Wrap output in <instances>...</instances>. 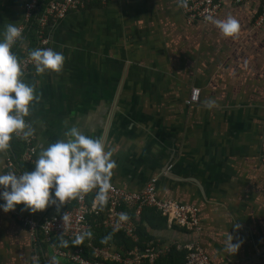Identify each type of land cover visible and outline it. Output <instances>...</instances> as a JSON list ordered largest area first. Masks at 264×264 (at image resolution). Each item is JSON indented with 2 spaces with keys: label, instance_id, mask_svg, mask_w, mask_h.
Returning <instances> with one entry per match:
<instances>
[{
  "label": "crops",
  "instance_id": "0c3cea01",
  "mask_svg": "<svg viewBox=\"0 0 264 264\" xmlns=\"http://www.w3.org/2000/svg\"><path fill=\"white\" fill-rule=\"evenodd\" d=\"M24 1L0 0V40L6 24L21 22ZM257 6V0H223L213 17L237 18L235 39L209 21L188 22L178 0H107L50 24V48L65 57L62 73L24 71L25 82L42 93L26 117L35 128V159L42 147L67 139L73 126L100 137L114 150L110 182L136 190L160 175L162 196L200 205L199 233L147 226L152 239L196 240L215 264H264V44L253 24ZM191 87L199 88V98L187 105ZM208 99L217 106L206 108ZM19 142L14 137L0 153V174L15 172L8 158L18 167L12 149ZM23 208H0V264H73L56 254L63 249L58 242L33 243L22 223L57 206ZM229 234L234 244L243 241L234 255L225 247Z\"/></svg>",
  "mask_w": 264,
  "mask_h": 264
},
{
  "label": "built area",
  "instance_id": "2783aa9c",
  "mask_svg": "<svg viewBox=\"0 0 264 264\" xmlns=\"http://www.w3.org/2000/svg\"><path fill=\"white\" fill-rule=\"evenodd\" d=\"M106 1L25 0L21 22L16 25L22 31L23 40L18 41L12 48L13 53L23 61L24 71L30 67H35L28 56L31 50L51 47L48 34L50 24L62 19L70 11L86 8L91 3L104 4ZM234 1L235 3H242L246 0ZM257 1V12L253 24L261 30L264 44V0ZM222 5L223 0H188V7H181V10L188 22H207L206 17L209 15L215 16ZM198 98L199 88L191 87L184 102L189 105L197 102ZM16 139H19L23 145L20 160L33 164L36 152L34 136L28 139ZM259 159L264 164V127L259 139ZM7 165L15 168L17 175L25 172L9 158L7 159ZM110 183L112 188L109 192V200L103 208L98 204L95 207L93 206L95 197L93 192L87 194L83 200L77 199L68 202L61 210L52 212L39 220L23 216L21 218L22 223L26 226L31 241L35 243L41 240L47 244L54 245L53 238L61 237L73 242L77 235H84L88 232L91 228V221H96L112 231L123 233L131 240L133 245L123 250L116 248L110 243L98 246L91 243L89 239L84 242L86 237L84 236L82 243H85V246L90 249L91 259L83 257L79 247L73 249L55 248L56 254L67 258L73 264H104V261H114L121 264H142L144 260L152 262L159 256L165 255L171 246H174L176 249H184L186 251L185 264H215L203 246L196 240L159 242L156 239H149L144 242L142 247L137 244L136 222L129 214L130 212H132L133 216H137L143 207H152L165 217L167 227L177 226L186 232L196 234L201 231L202 224L197 208L194 205L173 198H159L152 187V183H148L139 191L126 190L112 182ZM3 190V188H0V194H2ZM4 203L6 202L0 195V205ZM65 213L69 217L67 224L62 219ZM122 214L126 216L125 219H121ZM32 260H34V257Z\"/></svg>",
  "mask_w": 264,
  "mask_h": 264
},
{
  "label": "clouds",
  "instance_id": "9594fccd",
  "mask_svg": "<svg viewBox=\"0 0 264 264\" xmlns=\"http://www.w3.org/2000/svg\"><path fill=\"white\" fill-rule=\"evenodd\" d=\"M178 6L187 8L188 0H178ZM206 19L214 24L225 37L238 38L241 25L234 16L217 19L209 15ZM0 40V153L10 148L14 137L28 139L35 134V128L26 121L32 114L34 103H38L42 93L37 95L36 86L25 82L23 61L13 53L12 48L23 40L22 31L15 24H6ZM29 59L35 65L36 74L40 75L50 70L62 73L65 57L61 52L51 48H37L28 53ZM206 108L217 106L212 99L203 101ZM67 139L58 140L46 148H41L38 158L33 161L34 171H25L17 175L14 171L0 174V187L4 190L2 198L6 202L5 212L15 210L18 204H23L24 211H43L49 205H56L57 211L72 200H83L87 194L95 192L94 207L107 205L113 170L116 167L112 159L114 150L107 148L100 137L91 138L83 134L76 126L65 132ZM54 190V195H53ZM126 216L121 215V219ZM67 224L69 217H62ZM236 229L242 226L233 225ZM84 236L77 235L74 244L82 243ZM234 237L229 234L226 250L236 254L241 242L233 243ZM61 246L67 247L68 241L61 238ZM54 264H59L54 261Z\"/></svg>",
  "mask_w": 264,
  "mask_h": 264
},
{
  "label": "trees",
  "instance_id": "16d2710c",
  "mask_svg": "<svg viewBox=\"0 0 264 264\" xmlns=\"http://www.w3.org/2000/svg\"><path fill=\"white\" fill-rule=\"evenodd\" d=\"M32 45V44H31ZM14 142V141H13ZM16 143V142H15ZM20 146H18V151L14 152L15 150L12 149V153L14 156H20L23 150L22 142H19ZM17 145V143H16ZM17 160V159H16ZM18 165L24 170V171H32V165L31 163L26 162H18ZM95 195V192H94ZM69 206V204H68ZM136 222V232L138 235V245L140 247L143 246L144 242L152 239V235L148 229L147 226L150 228H156V227H162L163 225H166L165 217L162 216L158 211H156L152 207H143L140 211V214L137 216H133L132 212L129 213ZM99 221V218H98ZM88 232L91 233V236L85 237L84 242L89 239L91 243L94 245H102L105 243H110L114 245L116 248L123 250L125 248H130L133 243L131 240L123 235L121 232H115L112 231L110 228L104 227L100 224V222L91 221V228L88 230ZM87 232V233H88ZM65 240V239H63ZM53 243L55 245V242H58V247L61 246V237L53 238ZM68 241V246L63 248H70L73 249L75 247H79L80 253L83 257L91 259V251L89 248L85 246V243L80 244H74L71 240ZM185 253L186 251L184 249H176L174 246H171L169 251L162 256H159L152 262H148L147 260H144L142 264H185ZM104 264H121L114 261H104Z\"/></svg>",
  "mask_w": 264,
  "mask_h": 264
},
{
  "label": "water",
  "instance_id": "95a60500",
  "mask_svg": "<svg viewBox=\"0 0 264 264\" xmlns=\"http://www.w3.org/2000/svg\"><path fill=\"white\" fill-rule=\"evenodd\" d=\"M170 167H169V165H166V167H165V173H167L168 172V169H169ZM160 178H161V176L160 175H153V176H150L149 178H148V180L145 182V184H143L140 188L141 189H143L148 183H152V187H153V189H154V191L156 192V194H157V196L159 197V198H162V199H167V198H172V197H167V196H162L161 195V193H160V191H159V181H160ZM115 184V183H114ZM120 187H122V186H120ZM123 188V187H122ZM136 189V190H131V191H139V190H141V189ZM125 189V188H124ZM128 190V189H127ZM173 199H176V198H173ZM176 200H178V199H176ZM188 203V202H187ZM190 204H192V205H194L196 208H197V212H198V215H199V217H200V209L198 208L200 205H198V204H196V203H193V202H189Z\"/></svg>",
  "mask_w": 264,
  "mask_h": 264
}]
</instances>
